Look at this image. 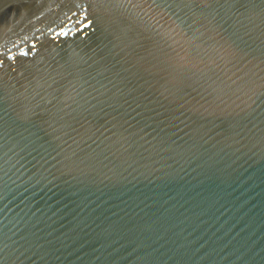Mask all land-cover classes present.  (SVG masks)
Masks as SVG:
<instances>
[{"label":"water","instance_id":"obj_1","mask_svg":"<svg viewBox=\"0 0 264 264\" xmlns=\"http://www.w3.org/2000/svg\"><path fill=\"white\" fill-rule=\"evenodd\" d=\"M0 264H264V0H0Z\"/></svg>","mask_w":264,"mask_h":264}]
</instances>
